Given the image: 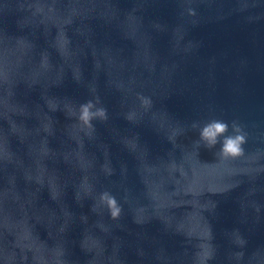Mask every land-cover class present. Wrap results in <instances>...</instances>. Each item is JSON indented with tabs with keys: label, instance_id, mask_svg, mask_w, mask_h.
<instances>
[{
	"label": "water",
	"instance_id": "95a60500",
	"mask_svg": "<svg viewBox=\"0 0 264 264\" xmlns=\"http://www.w3.org/2000/svg\"><path fill=\"white\" fill-rule=\"evenodd\" d=\"M0 264H264V0H0Z\"/></svg>",
	"mask_w": 264,
	"mask_h": 264
},
{
	"label": "clouds",
	"instance_id": "9594fccd",
	"mask_svg": "<svg viewBox=\"0 0 264 264\" xmlns=\"http://www.w3.org/2000/svg\"><path fill=\"white\" fill-rule=\"evenodd\" d=\"M189 13L194 15V10L189 9ZM143 105L150 106L149 98L140 97ZM99 99L95 102L92 100L86 101L80 105V120L91 127L93 119L107 120V109L104 107H97ZM231 127V134L229 128ZM191 128L199 129V139L194 141L197 151L201 145L208 149H212L219 142L221 143L220 150L216 153L222 159L237 158L244 155V145L247 143V132L244 131L243 126L236 120L231 121V124L221 119H211L202 126L199 122L193 121ZM223 137L222 141L220 138ZM100 202L105 205L113 219H117L121 213V207L118 204L115 196L104 191L100 194Z\"/></svg>",
	"mask_w": 264,
	"mask_h": 264
}]
</instances>
